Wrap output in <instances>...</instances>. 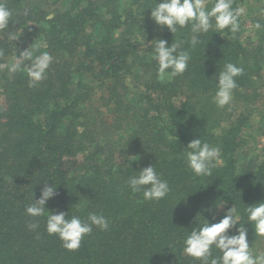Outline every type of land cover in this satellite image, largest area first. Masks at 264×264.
Returning <instances> with one entry per match:
<instances>
[{
	"label": "trees",
	"instance_id": "1",
	"mask_svg": "<svg viewBox=\"0 0 264 264\" xmlns=\"http://www.w3.org/2000/svg\"><path fill=\"white\" fill-rule=\"evenodd\" d=\"M43 1L0 0L12 13L0 30V264H201L184 253L185 238L232 206L252 254L264 253L244 212L264 201V142L244 145L249 131L264 140V0H233L243 10L235 33L186 26L174 35L151 19L156 0H65L53 9ZM157 38L183 41V74L159 75ZM28 48L52 57L35 85L29 60L15 73L5 67ZM228 63L243 72L221 108L213 98ZM197 138L220 149L210 176L188 168L186 146ZM150 165L168 182L163 199L145 200L128 185ZM47 182L58 195L44 215H27ZM50 212L103 215L109 224L69 251L46 231Z\"/></svg>",
	"mask_w": 264,
	"mask_h": 264
},
{
	"label": "clouds",
	"instance_id": "2",
	"mask_svg": "<svg viewBox=\"0 0 264 264\" xmlns=\"http://www.w3.org/2000/svg\"><path fill=\"white\" fill-rule=\"evenodd\" d=\"M232 2L233 0H215L209 8L208 0H156L155 7L150 8V15L156 25L161 29L167 27L173 35L186 26H191L192 33H208L213 28L218 33L225 29L235 33L239 30L238 18L243 10L234 9ZM11 15V11L0 3V30L8 28ZM256 27L260 28L261 25L257 23ZM155 41L153 52L154 59L158 62L159 75L163 77L165 74H183L190 60L188 52L181 48L183 41L173 42L171 45L164 39L157 38ZM190 43L192 46L199 43L196 35H193ZM24 60L31 62L27 72L30 84L35 85L44 79L52 57L48 53L34 56L28 48L16 57L14 63L7 65V70L11 73L20 71ZM168 70H171L170 73ZM242 72L241 67L232 63L226 64L220 71L217 91L213 98L218 107L230 104L233 90L237 87L235 78ZM186 149L188 168L196 176H210L219 161L220 149L202 142L200 138L191 140ZM128 185L134 192L142 191L145 200L163 199L170 191L168 182L160 178L154 165L147 166L139 171L138 175L130 177ZM57 195V187L54 184L49 186L48 182L44 183L40 198L26 207V214L31 217L44 215L47 202ZM244 212L247 214L246 224H254L255 233L264 236V201L248 205ZM66 217V212H50L46 220V231L49 235L58 236L63 247L69 251L80 247L82 239L92 232L93 226L106 230L109 224L103 215L97 214H89L87 221L75 215L70 219ZM239 219L237 209L233 206L227 209L218 222L209 223L205 219L206 222L202 226L193 228L185 238L184 253L200 260L201 264H264V253L255 256L252 254L247 240V229L245 224H239ZM29 227L35 229L38 225L29 224ZM233 228H236V234L229 235ZM213 246L221 253L217 258L212 257Z\"/></svg>",
	"mask_w": 264,
	"mask_h": 264
},
{
	"label": "rangeland",
	"instance_id": "3",
	"mask_svg": "<svg viewBox=\"0 0 264 264\" xmlns=\"http://www.w3.org/2000/svg\"><path fill=\"white\" fill-rule=\"evenodd\" d=\"M65 2V0H53V1H51V0H44L43 2H41V7L43 8V9H53L54 7H56L59 3V5H61V4H63ZM244 9V8H243ZM248 9H247V7H246V5H245V11H247ZM243 27H244V29L246 30V32H248L249 31V27H248V20H244V24H243ZM9 63H13L12 61H7L6 62V68H7V65L9 64ZM7 72L8 73H10L8 70H7ZM100 92V91H99ZM99 92H98V94H99ZM244 138L246 139V143L244 144L245 145V148H251V149H253V150H255L254 149V147L259 143V144H263V142H264V140H262V138L261 137H258L257 135H254V133L252 132L251 133V131H249V133L248 134H246V136H244ZM264 139V138H263Z\"/></svg>",
	"mask_w": 264,
	"mask_h": 264
}]
</instances>
